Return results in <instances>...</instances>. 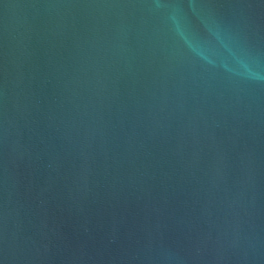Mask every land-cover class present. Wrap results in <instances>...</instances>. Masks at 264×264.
Wrapping results in <instances>:
<instances>
[{"label":"water","instance_id":"95a60500","mask_svg":"<svg viewBox=\"0 0 264 264\" xmlns=\"http://www.w3.org/2000/svg\"><path fill=\"white\" fill-rule=\"evenodd\" d=\"M0 264H264V0H0Z\"/></svg>","mask_w":264,"mask_h":264}]
</instances>
